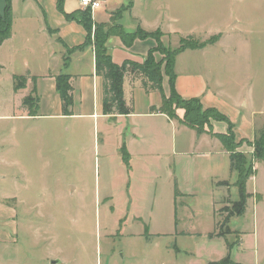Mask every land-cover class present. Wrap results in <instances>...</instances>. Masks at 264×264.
Here are the masks:
<instances>
[{
  "label": "crops",
  "instance_id": "obj_1",
  "mask_svg": "<svg viewBox=\"0 0 264 264\" xmlns=\"http://www.w3.org/2000/svg\"><path fill=\"white\" fill-rule=\"evenodd\" d=\"M79 1L63 0L64 12L73 13L75 17L74 20H69L58 11L57 0H11V34L0 45V122L12 123L23 118L92 121L97 131V147L104 151V172L109 173L113 181L124 184L119 192L112 193V196L109 194L112 211L116 208L117 212L125 214L124 218L120 219L119 229L129 225L130 220H136L145 226L142 233L140 230H134L125 235L119 230L115 237L128 238L133 246L136 244L143 248L142 264H175L177 253H181L179 242L183 236L194 238L195 248L190 254L192 262L210 264L225 257L233 261L228 247L225 257L219 260L207 259L209 253L213 255L212 243L219 241L211 237L219 205L214 196L226 194L230 187H236L228 153L211 134H197L195 130L183 125L180 122L183 110L177 111L179 120H170L164 114L151 112L152 107L158 108L161 105L160 93L146 91L141 85V80L131 73L126 74L123 82L124 101L130 113L117 116L102 114V83L95 75L94 46L92 43L85 44L86 31L77 21L82 11ZM96 1L100 3V7L92 13L94 24H110L111 17L121 11L116 23L124 31L134 32L137 28L147 32L160 30L163 33L162 40L171 34L161 29V7L151 10V4L156 5L159 0ZM173 3L176 5L177 1L174 0ZM4 7L5 0H0V13ZM106 47L115 64L119 65L125 60L142 63L147 53L156 47V41L153 38L135 39L126 47L117 34H111ZM206 48L207 46L197 50H185L176 56L174 88L184 99L198 98L203 108H216L230 122H234V117L240 116V129L235 127L233 130L235 140L245 139L252 142L257 116L261 118L264 111L260 113L253 110L254 99L252 95L247 96L245 91L238 103L234 100L231 105L225 101L222 83L211 80L213 74L208 69ZM224 53L225 51L221 54ZM241 61L238 59L237 80L247 84L251 77L245 78L246 69ZM60 74H67L72 78L74 106L71 116L61 115V101L55 88V77ZM20 76L25 77L27 82L25 87L15 90L14 78ZM33 89L39 98L38 115L28 116L27 111L24 114L16 113V110L19 112L23 108V99L31 95ZM162 92L166 97L170 94L168 77L163 69ZM248 108L251 109L249 116L243 112ZM221 124L213 122L212 133H225L227 125ZM243 129L245 133L241 132ZM205 130L208 131V128ZM239 148L238 151L243 150V146ZM249 148L252 149L250 146ZM110 150H114L113 155L116 158L108 163ZM195 177L202 178L208 184L205 208L211 213L212 219L210 228L204 232L187 228L189 225L194 229L192 223L203 211V206L198 201L190 202L198 198V193L192 190L191 186L188 188V185H182V182L187 183ZM137 182L150 185V189L138 191L142 188ZM157 182L164 183L162 187L158 185V194L153 192ZM223 182L226 187L220 184ZM246 192L249 198L241 216L248 213L251 217L252 235L257 247L254 264H264V250L260 251V246L264 247V235L260 242L261 222L257 218L258 209L255 211V204L261 194L257 191ZM255 196H258V199L254 198ZM181 206L185 208L189 218L187 221L179 217ZM163 210H167L169 216L166 223H163L169 226L168 232L160 230L161 217L155 218V215H160ZM144 212L148 216L141 217ZM235 217L229 218L228 227ZM10 218L15 219L13 216ZM143 218L146 220L143 221ZM0 220L6 219L3 217ZM232 231L240 233V243L245 234L251 233L248 230ZM133 254L135 252L131 251L130 255ZM233 264L242 263L233 261Z\"/></svg>",
  "mask_w": 264,
  "mask_h": 264
},
{
  "label": "rangeland",
  "instance_id": "obj_2",
  "mask_svg": "<svg viewBox=\"0 0 264 264\" xmlns=\"http://www.w3.org/2000/svg\"><path fill=\"white\" fill-rule=\"evenodd\" d=\"M175 1L176 5L174 0H159L156 5L151 4V10L161 7V29L171 33L163 40L161 37L164 47L174 49L181 39L188 36L201 43L217 36V42L206 48L208 69L213 74L211 80L222 83L228 104L233 105L234 100L238 103L245 91L254 99L253 110L262 113L264 0ZM92 13H89L91 19ZM118 13L111 17L108 26L117 24ZM96 25L92 20L91 39ZM223 51L224 55L221 54ZM153 57L156 62L164 59L159 52ZM238 59L242 60L246 69L245 78L251 77L247 84L237 80ZM26 82L25 79L22 87ZM249 111L250 108L243 112L248 114ZM16 113L24 114L26 110L22 108ZM176 120H179L178 116ZM241 121V117L236 116L231 123L238 130ZM213 122L210 120L211 128ZM254 129L257 134L264 129V115L261 118L257 116ZM241 132L245 133V130ZM97 140L92 121L23 118L12 123L0 122V218L6 219L0 220V264H142L144 249L136 244L133 246L128 238L115 237L119 230L125 235L134 230L142 233L145 226L130 220L129 225L119 229L120 219L125 214L117 212L116 208L112 211L109 196L119 192L124 184L113 181L112 176L104 172V151L97 147ZM241 146V152L250 158L252 149L245 143ZM113 153L114 150L108 152V163L116 158ZM254 167V175L246 182L245 189L261 194L255 204L257 218L261 222V242L264 235V163L256 162ZM235 176L233 172V183ZM185 183L182 182L184 187L191 186L198 193V198L190 202L198 201L203 206L201 215L195 217L197 220L192 223L194 229L189 225L187 228L197 232L207 231L212 219L205 208L208 184L196 177ZM159 184L161 187L164 185L157 182L154 193L160 192ZM220 184L227 186L224 182ZM137 185L142 188L138 191L150 189V185L144 182H137ZM226 194L214 196L219 205L211 237L219 241L212 243L213 255L209 253L207 259L225 257L228 247L233 261L254 264L257 247L252 235L251 217L248 213L236 216L229 225L232 230L251 231L243 236L240 243V233L232 231L227 224L229 219L226 221L227 215L234 209L233 202L239 200L237 187H230ZM254 198L258 199V196ZM12 216L14 220L10 218ZM143 216L148 215L144 212ZM160 217V230L168 232L169 226L163 224L169 217L167 210L155 215V218ZM179 217L183 221L189 219L183 206ZM181 238V253H177L175 264H198L190 260L195 248L194 238ZM262 250L264 247L260 246ZM131 251L135 254L130 255Z\"/></svg>",
  "mask_w": 264,
  "mask_h": 264
},
{
  "label": "trees",
  "instance_id": "obj_3",
  "mask_svg": "<svg viewBox=\"0 0 264 264\" xmlns=\"http://www.w3.org/2000/svg\"><path fill=\"white\" fill-rule=\"evenodd\" d=\"M57 9L66 19L74 20V14H67L63 9V0H57ZM90 10L81 11L83 15L77 21L86 31L85 44L92 43L95 53V75L101 79V109L103 115L117 116L127 115L130 110L127 108L123 95V82L126 74L131 73L141 80V85L146 91H157L162 97L161 105L156 108L152 107L151 112H159L164 114L170 120L177 119L176 110H183V118L180 122L190 129L196 131L197 134L209 133L215 137L221 144L222 148L228 153L229 165L232 172L237 176L235 185L238 189L239 200L233 202V210L227 215V219L233 216H241L245 212L246 201L248 195L245 185L250 177L254 175V163H264V129L257 134L254 133L252 142L245 139L235 140L233 132L234 125L229 119L221 114L216 108H203L198 98L184 99L179 96L174 88V63L175 58L185 50H197L217 42L218 37L212 36L208 41L198 42L191 36L180 40L178 47L174 49L165 48L161 42L163 33L160 30L147 32L141 28H137L134 32L124 31L120 25L108 26L107 24H97L94 29L93 39H91L92 19L89 15ZM119 16L121 11H118ZM11 0H5V7L0 13V45L10 37L11 34ZM111 34H117L123 44L129 47L135 39L153 38L156 41V47L151 49L142 63L131 60H125L121 64H115L107 50L106 42ZM159 52L164 56L161 62L154 60L153 54ZM164 62V63H163ZM162 69L168 77L170 94L169 97L163 95L162 92ZM15 90L23 86L26 79L23 76L15 77ZM72 78L67 74H60L55 77V88L59 94L61 101V115L71 116L74 106L73 87L71 85ZM35 81V78H32ZM22 107L27 111L28 116H37L39 109V98L32 90V94L25 97L22 101ZM210 120L215 122H223L227 125L225 133H212ZM205 126L208 131L205 130ZM247 144L252 148L250 158H246L244 153L238 151L239 146ZM210 264H233V262L225 257L223 260Z\"/></svg>",
  "mask_w": 264,
  "mask_h": 264
},
{
  "label": "built area",
  "instance_id": "obj_4",
  "mask_svg": "<svg viewBox=\"0 0 264 264\" xmlns=\"http://www.w3.org/2000/svg\"><path fill=\"white\" fill-rule=\"evenodd\" d=\"M79 4L83 10L89 9L91 12L100 7V3L96 0H80Z\"/></svg>",
  "mask_w": 264,
  "mask_h": 264
}]
</instances>
